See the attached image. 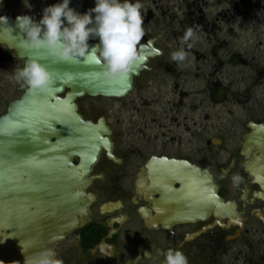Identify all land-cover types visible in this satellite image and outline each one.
<instances>
[{
  "label": "flooded vegetation",
  "instance_id": "flooded-vegetation-1",
  "mask_svg": "<svg viewBox=\"0 0 264 264\" xmlns=\"http://www.w3.org/2000/svg\"><path fill=\"white\" fill-rule=\"evenodd\" d=\"M151 1L155 7L162 9L161 15L164 19L159 16L160 20L157 24L160 21L162 26L158 27L153 35L144 38L146 35L144 31L138 49L141 44H148V41L153 39L154 46L160 49L162 54L151 57L148 61L151 69L144 71L157 73L158 70L167 69L179 75V72H176L177 63L170 61L172 59L167 52V46H163L166 41L173 42L176 51L184 48L188 52L187 64L193 62L199 68V62L209 59L210 56L218 55L219 51L227 50L231 41L218 35L223 29L222 23L231 22L232 19L242 16L241 19L245 20V24L243 26L242 23H238L240 29L245 35L249 33L253 36V45H250L251 56L244 59L243 53H248V49L236 48L227 59L219 57L218 65L223 67L226 62L236 64L239 60L244 63L249 62L254 70L250 75L251 87L257 88L258 95L257 92L254 94L251 87L246 91L233 92L231 88L222 85L219 80L220 75L215 77L218 79L216 81L214 77L206 78L207 84L200 92L201 97L198 103L187 102L185 99L190 94L184 89V81L187 79H158L161 86L156 88L155 97H147L145 92L139 96L143 105L149 107L155 105L154 116H147L143 112L140 125L132 130L126 129L122 145L118 143L120 133L118 134L107 115L100 114L95 118L87 116L79 103L83 97L79 98L77 100L79 110L86 119L97 122L101 116H104L112 130L113 152L120 161L111 159L107 151L103 150L92 171L94 179L89 188L96 196L91 207L92 215L81 229L71 234L65 241L74 236L80 250L92 260V264H163L164 253L168 249L183 252L187 258V264H221L222 256L227 250V241L237 239L247 241V234L251 235L259 231L264 233V220L254 212H260L264 217V197L260 195L264 196V172L258 174L250 169L248 164L264 156V149L252 140L246 142V136L257 130L253 124L264 126V88L261 87L264 84V0H181L177 6L182 9L183 15L178 21L179 25L184 27L181 32L177 28H171V22L175 21L177 14L171 12L167 17L164 15L165 10H163L161 0ZM59 2L60 0H4L0 2V8L10 11L1 12L0 15L13 17L27 15L38 22L42 18L45 7ZM80 2H82V10L78 14H86L95 7V0H81ZM223 3H228L227 7L223 6L218 11L214 12L209 8L216 4L221 6ZM251 3L255 7L254 11L239 9L241 4L251 5ZM141 12L145 17L150 16L145 14L144 10ZM92 15L95 16L94 13ZM167 18H169L168 23H166ZM187 28L198 32L189 42L190 48L182 40ZM161 31L168 32L164 38ZM91 40L99 43L96 37H91ZM3 46L5 47L3 53L8 62L23 60L24 66L26 59L20 58L15 49ZM193 56L196 57L195 60L192 59ZM217 69L214 68L210 75ZM137 78L134 89L128 95L109 99L125 98L122 102L123 106L133 103L134 98L127 99V97L134 93L138 83ZM242 78L244 77L240 74L237 82ZM233 83L234 81H230L228 84L231 86ZM149 93L154 92L149 91ZM15 99L17 98L13 100ZM228 99H232L237 106L235 110L226 104ZM251 101L254 103L252 106H250ZM218 104H222L220 111L217 108L214 111L209 109L211 105L216 107ZM7 107L0 115L7 111ZM133 108L139 109L135 105ZM118 111L122 115L117 117L116 121L117 123L122 122L126 127L128 125V120H124L128 116L126 109L119 108ZM136 130L142 132L141 136H133L132 132ZM185 132L188 133V138L184 136ZM154 156L185 160L208 169L218 185V193L223 200L236 203L243 226L232 223L226 228L216 224L200 232L194 238L186 240L188 234L197 233L210 226L216 217L212 214L204 220L174 223L170 227H164L160 214L165 205L163 202L158 204V226L153 227L148 224L147 213L144 214L142 207L150 211L149 216H153L157 210L154 208L152 197L161 199L165 197L163 186H160V190L153 195L147 188L150 181L148 163ZM181 183V180H175L172 184L180 187ZM186 196L188 197L187 194ZM176 197L178 205L182 202L184 194ZM103 203L107 204L104 212L101 210ZM229 220L230 218L226 217L222 219V222L227 223ZM234 220H238L237 217ZM238 231L239 234L233 237ZM97 244H100L105 252L100 247L96 248L95 252H91L90 249ZM251 249L257 264H264V240L257 238L256 244L251 242Z\"/></svg>",
  "mask_w": 264,
  "mask_h": 264
},
{
  "label": "water",
  "instance_id": "water-1",
  "mask_svg": "<svg viewBox=\"0 0 264 264\" xmlns=\"http://www.w3.org/2000/svg\"><path fill=\"white\" fill-rule=\"evenodd\" d=\"M80 1L70 0L69 7L80 12ZM17 17L0 15V44L15 49L20 58L26 59L25 63L33 59L41 63L50 74L51 83L46 90L26 88L0 115V264H33L48 250L58 259V246L91 217L96 200L89 190L94 166L103 150L111 159H120L113 152L112 130L104 116L97 122L86 119L77 100L86 95H128L142 71L151 69L149 59L162 54L150 39L148 44L139 46L142 61L134 64L126 77L113 76L103 62L84 57L66 61L51 55L46 48L28 46ZM87 43L89 50L98 44L91 37ZM253 126L257 130L246 136V142L252 140L264 149V126ZM248 164L258 174L264 172V156ZM148 166L150 193L155 194L163 186L165 194L164 199L152 197L157 210L153 216L142 207L148 224L158 226V204L163 202L160 214L164 227L204 220L212 214L216 217L210 226L188 234L186 240L216 224L226 228L232 223L243 226L236 203L223 200L208 169L185 160L156 156ZM175 180H181L180 187L172 184ZM183 194L177 205L176 196ZM106 205L101 206L103 212ZM254 212L264 220L260 212ZM226 217L230 220L222 222ZM238 234L239 231L233 237ZM99 247L97 244L90 251Z\"/></svg>",
  "mask_w": 264,
  "mask_h": 264
},
{
  "label": "rangeland",
  "instance_id": "rangeland-1",
  "mask_svg": "<svg viewBox=\"0 0 264 264\" xmlns=\"http://www.w3.org/2000/svg\"><path fill=\"white\" fill-rule=\"evenodd\" d=\"M140 3H142L143 5L141 10H144L145 14L150 15L149 17H145L142 15L144 18L143 30L146 31V35L144 36V38H146L156 33L157 28L162 26L160 24V21L157 24V21L160 20L159 16H161V19L164 18L162 17L163 15H161L162 9L155 7L154 3L151 0H141ZM161 3L163 4V10H165V16L169 17V14H171V12L177 14V18L175 19V21H173V23L171 22V28L174 27L177 28L180 32L183 31L184 27L182 28L178 23V21L183 17L182 9L177 7L178 4L181 3V0H161ZM227 5L228 3H223L221 6L216 4L209 8H211V11L215 12L223 6L227 7ZM167 7H169V9H167ZM239 9L242 11L247 10L251 12L255 10V7L253 3H251V5L241 4ZM9 11V9L0 8V13H8ZM147 18L149 19L146 20ZM241 18L242 16L238 17L237 19H232L231 22L222 23L223 29L220 32L218 31V35H220L221 38L224 37L231 41L228 44L227 50H225L224 52L219 51L218 55L210 56L209 59L207 58L204 61H198L199 63H197L198 65H200L199 68L196 67L193 62L191 64H187L186 60L176 69V72H179V75L174 71L171 72L167 69L158 70L157 73H155V71H144L141 76L137 78L138 83L134 93L130 94L127 97V99L134 98L133 103H130L127 106H123L122 102L125 98L109 99L86 96L79 100L82 111L87 116L94 118L98 117L100 114H106L111 123L115 126L118 134L120 133L118 135V143H121L122 145L123 140H125V137L123 135L126 133V129L132 130L133 128H136L138 125H140L142 121L141 114L143 112H145L147 116H154L156 112L154 108L155 105H152L150 107L143 105L142 99L139 98V96H142V92H145L147 97H155V92L157 91L156 88L161 86V83H159L158 79H187L184 81V89L190 92V94L189 97H186L185 100L187 102L196 103L199 102V99L201 97L200 92L206 86V78L208 77H214V80L216 81L218 79H215V77L221 75L219 80L221 81L222 85L231 88L233 92L237 90L246 91L247 88L250 89V75L254 72V70L251 68V64L249 62L244 63L239 60L236 62V64L226 62L224 63L223 67L218 65L220 61L219 57L227 59L228 55H230L236 48H239L240 50L248 49V53H243L244 59H248L251 56L250 52H252V50L250 49V45H253V36H250L249 33L245 35L242 32L238 23H242V25L244 26L245 20L242 21ZM168 22L169 18H167L166 23ZM250 24L251 23L249 22V25ZM193 31L194 35L196 36L198 32L195 29H193ZM161 33L163 34L164 38L168 32L166 33L164 31H161ZM197 38L201 39L198 36ZM163 46H167V52H169L170 55L174 51H176V48H174L175 46L171 41H166ZM180 47H182V45ZM4 50L5 47L3 45H0V113H3L6 110V107L11 100H13L14 98H18L27 88L26 86H22L21 83H17L13 78L15 69H17L18 67H23V60L16 61L14 63L8 62L4 56ZM260 54H262V52H260ZM192 59L195 60L196 57L193 56ZM216 64L218 65V67ZM214 68L218 69L215 73L210 75ZM220 70H222L221 73ZM240 74H242L244 78L240 79V81L237 82ZM230 81H234L231 86H229L228 84L230 83ZM261 87L264 88V84L261 85ZM251 88L254 94H256L257 92L258 95L257 88ZM139 91L140 94H138ZM149 91L154 93L150 94ZM205 97L207 98V96ZM226 104L229 108H233L234 110L237 108L232 99L226 100ZM133 105L137 106L139 109L137 110L133 108ZM252 105H254V103L251 101L250 106ZM119 108L126 109V113L128 114L127 118H124L125 121L128 120V125L126 127H124V124H122V122L117 123L116 121L117 117L122 115V113L118 111ZM216 108L218 111H220V109L222 108V104H218L216 105V107L214 105H211L209 107L211 111H214ZM212 114H214V112H212ZM195 117L197 116L195 115ZM132 134L133 136H141L142 132L136 130L132 132ZM184 136L186 138L189 137L187 132L184 133ZM246 237L248 239L247 241L246 239H237L234 241L226 242L227 250L222 256L221 264H257L256 257H254V255L252 254L251 242L256 244L257 238L264 240V233L259 231L258 233H253L251 235L247 234ZM58 260L61 262V264H92V260L88 256L84 255V253L80 250L74 236L59 246Z\"/></svg>",
  "mask_w": 264,
  "mask_h": 264
},
{
  "label": "clouds",
  "instance_id": "clouds-1",
  "mask_svg": "<svg viewBox=\"0 0 264 264\" xmlns=\"http://www.w3.org/2000/svg\"><path fill=\"white\" fill-rule=\"evenodd\" d=\"M69 2L62 0V3L45 7L38 22L27 15L17 17L19 28L26 34V44L32 48H46L51 55H58L66 61L84 57L96 63L103 62L111 75L126 77L130 68L143 59L138 50L144 35L143 5L139 0H95V7L81 15L69 7ZM90 37L99 40L91 50L87 43ZM193 38L194 31L189 28L182 40L190 48L189 42ZM187 57L188 52L184 48L171 54L172 61L178 66ZM13 78L30 91L46 90L51 83L50 74L35 59L15 69ZM164 257L163 264H187L186 256L177 249H168ZM33 264L61 262L48 250Z\"/></svg>",
  "mask_w": 264,
  "mask_h": 264
},
{
  "label": "trees",
  "instance_id": "trees-1",
  "mask_svg": "<svg viewBox=\"0 0 264 264\" xmlns=\"http://www.w3.org/2000/svg\"><path fill=\"white\" fill-rule=\"evenodd\" d=\"M88 246L91 245V244H87Z\"/></svg>",
  "mask_w": 264,
  "mask_h": 264
}]
</instances>
